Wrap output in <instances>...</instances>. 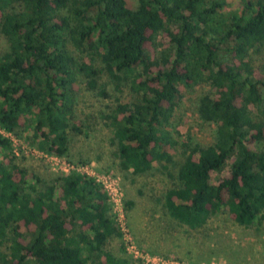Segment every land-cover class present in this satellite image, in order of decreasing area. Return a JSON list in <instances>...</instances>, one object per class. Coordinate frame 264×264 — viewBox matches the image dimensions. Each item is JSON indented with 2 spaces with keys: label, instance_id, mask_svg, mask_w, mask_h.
I'll return each mask as SVG.
<instances>
[{
  "label": "trees",
  "instance_id": "1",
  "mask_svg": "<svg viewBox=\"0 0 264 264\" xmlns=\"http://www.w3.org/2000/svg\"><path fill=\"white\" fill-rule=\"evenodd\" d=\"M236 1L228 10L226 0H0V129L69 156L70 135L84 127L80 87L108 97L106 74L132 97L104 116L121 170L177 165L163 207L191 228L221 212L245 227L261 223L264 0ZM200 84L209 89L196 111L214 139L179 142L177 99ZM16 159L0 132V264H134L106 248L121 232L100 183L76 170L45 180Z\"/></svg>",
  "mask_w": 264,
  "mask_h": 264
},
{
  "label": "rangeland",
  "instance_id": "2",
  "mask_svg": "<svg viewBox=\"0 0 264 264\" xmlns=\"http://www.w3.org/2000/svg\"><path fill=\"white\" fill-rule=\"evenodd\" d=\"M226 3L228 10L239 6L236 0ZM166 42L159 35L157 49L161 50ZM6 49V39L0 33V55ZM101 83L108 97L96 96L84 85L76 96V115L84 127L81 134L70 135L69 156L59 161L48 160L34 152L38 148L12 133L16 161L45 180L59 176L61 168H67V162L75 168L84 165L80 170L110 178L123 203V212L117 211L121 236L111 237L106 244L116 257L134 264H264V221L245 227L221 212L212 215L201 227L191 228L172 218L163 207V194L171 185L170 176H175L177 165L163 168L154 164L150 171L138 175L120 169L116 145L111 142L113 131L104 116L117 99L128 102L132 97L127 86L122 83L117 88L106 74L101 75ZM208 89V85L200 84L185 89L177 99L171 127L179 142L190 136L192 142L212 143L215 126L201 120L196 111L198 96ZM177 129L182 137L175 133ZM179 146L173 155L177 162L182 158ZM226 173L227 169L223 175ZM6 245L0 248L5 249Z\"/></svg>",
  "mask_w": 264,
  "mask_h": 264
},
{
  "label": "built area",
  "instance_id": "3",
  "mask_svg": "<svg viewBox=\"0 0 264 264\" xmlns=\"http://www.w3.org/2000/svg\"><path fill=\"white\" fill-rule=\"evenodd\" d=\"M0 132L4 136L10 138V140L12 142V140H13L12 133L5 132L2 129H0ZM34 152L37 153L38 155L45 157L48 160L59 161L60 158H62L60 156H57L54 154H49V153L41 151L39 149L34 150ZM14 153H16V152H14ZM82 166H84V165H81L78 168H75V166L73 164H71L70 162H67V168H64V169L61 168V171H62L61 173L68 174V173H70L71 170H76L83 175H87L90 178H93L97 183H100L108 194L109 201H110L111 207H112V212L115 216V220L120 224L121 220L119 218V214H117V211L123 212V203H122V196H121V193L119 192L118 188H116V186L113 185V183L111 182L112 180H110V178H107V176H97L96 174H94L92 172L89 173V172H86L84 170H80V168ZM120 226H121V224H120Z\"/></svg>",
  "mask_w": 264,
  "mask_h": 264
}]
</instances>
